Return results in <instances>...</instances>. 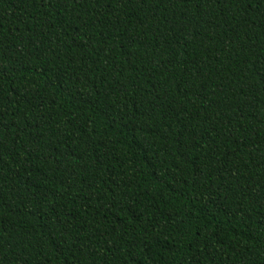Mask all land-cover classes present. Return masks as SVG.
I'll return each instance as SVG.
<instances>
[{"label":"trees","instance_id":"1","mask_svg":"<svg viewBox=\"0 0 264 264\" xmlns=\"http://www.w3.org/2000/svg\"><path fill=\"white\" fill-rule=\"evenodd\" d=\"M0 264H264V0H0Z\"/></svg>","mask_w":264,"mask_h":264}]
</instances>
